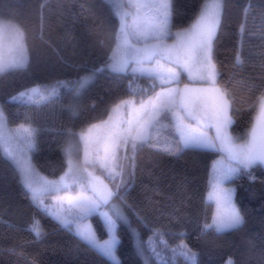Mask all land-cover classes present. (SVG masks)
<instances>
[{
	"label": "trees",
	"instance_id": "1",
	"mask_svg": "<svg viewBox=\"0 0 264 264\" xmlns=\"http://www.w3.org/2000/svg\"><path fill=\"white\" fill-rule=\"evenodd\" d=\"M200 5L201 0H173L175 26H187ZM0 16L22 28L28 52L26 69L0 77V103L13 126L31 123L40 129L32 161L44 175L59 178L66 168V130L78 132L87 123L106 118L105 110L128 94V79L105 67L118 21L107 0H0ZM213 48L222 80L236 97L232 130L242 135L254 114V97L264 89V0H224ZM238 51L244 59L239 69L234 68ZM90 74L94 78L79 96L62 90L58 98L39 107L7 103L9 96L34 84L75 82ZM252 84L257 88L250 91ZM216 159L218 154L209 151L177 156L145 146L136 155L134 172L125 164L129 185L119 190L122 201L114 198L128 219L118 229L120 264H145L132 229L145 241L159 229L170 245L178 243L177 233H185V242L198 253L197 264H225L229 257L234 264H264V166L256 165L229 181L244 225L221 234L203 230L215 211L207 194L208 173ZM90 219L98 235L107 238L100 218ZM33 220L46 233L39 240L29 231ZM0 264L109 262L46 215L16 167L0 158ZM175 264L185 262L177 258Z\"/></svg>",
	"mask_w": 264,
	"mask_h": 264
},
{
	"label": "snow or ice",
	"instance_id": "2",
	"mask_svg": "<svg viewBox=\"0 0 264 264\" xmlns=\"http://www.w3.org/2000/svg\"><path fill=\"white\" fill-rule=\"evenodd\" d=\"M107 2L118 24L105 67L128 79V94L105 110L106 118L89 122L78 132L66 130L65 171L58 180L41 178L42 182L35 179L32 163L40 129L31 123L13 126L0 103V158L16 167L33 201L46 215L109 264H120L118 229L121 222L128 223L114 198L123 200L118 193L129 185L125 164L134 172L136 155L145 146L177 156L185 151L218 154L208 173L207 194L216 207L203 230L221 234L241 228L245 220L233 203L235 190L224 184L256 165L264 166V89L252 102L250 126L242 135L234 134L236 97L223 82L213 55L224 0H201L188 25L180 28L173 22V0ZM5 34L14 39L7 48L0 41V77L28 67L22 30L10 18L0 16V38ZM243 65L238 51L234 68ZM90 80L91 75H86L75 82L34 84L9 96L7 103L39 107L58 98L62 90L79 96ZM256 88L255 84L249 86L250 91ZM46 197L54 203H46ZM94 216L102 221L107 238L98 235L89 222ZM29 231L38 240L46 234L37 220ZM133 233L145 264L149 260L175 264L177 258L197 264L198 253L185 242L183 232L176 234L175 245L159 229H153L146 241L135 229ZM225 264L234 262L229 257Z\"/></svg>",
	"mask_w": 264,
	"mask_h": 264
},
{
	"label": "rangeland",
	"instance_id": "3",
	"mask_svg": "<svg viewBox=\"0 0 264 264\" xmlns=\"http://www.w3.org/2000/svg\"><path fill=\"white\" fill-rule=\"evenodd\" d=\"M13 22V21H12ZM13 23H15V22H13ZM16 24V23H15ZM21 30H22V28L18 25V24H16ZM22 32H23V30H22ZM23 35H24V32H23ZM14 39V36H12V35H9V34H5L2 38H0V41H2V43L5 45V47L7 48V46L11 43V41ZM24 45H25V40H24ZM25 48H26V45H25ZM26 55H27V57H28V52H27V48H26ZM91 75V80H90V82L93 80V78H94V75L93 74H90ZM89 82V83H90ZM88 83V84H89ZM32 163H33V161H32ZM34 164V163H33ZM34 166H35V164H34ZM35 170H36V176H35V179L38 181V182H42V180H41V178H47L48 180H58L59 178H49L48 176H46V175H44L43 173H41L39 170H38V168L35 166ZM21 176V175H20ZM230 181V180H229ZM229 181H226L225 182V184H224V187H226V188H231V189H234L235 190V187L233 186V185H231V184H229ZM106 183H109V181H105ZM109 187H111V185H110V183H109ZM209 201V200H208ZM45 202L46 203H54V201L51 199V197H46L45 198ZM209 202H213L214 204H215V201H209ZM233 203H234V205L237 207V205H236V202H235V191H234V194H233ZM67 207V205L65 204V208ZM216 207V206H215ZM237 209H238V207H237ZM122 210V209H121ZM239 210V209H238ZM123 211V210H122ZM124 213V212H123ZM125 215V214H124ZM89 222H91L92 223V221H91V219H90V221ZM132 232H133V229H132ZM137 232V231H136ZM133 235H134V233H133ZM134 240H135V245H136V247H137V242H136V237H135V235H134ZM138 249V248H137ZM163 250V249H162ZM139 251V250H138ZM140 253V252H139ZM141 255V254H140ZM146 255H147V253H146ZM170 253H165V256H168V257H170ZM141 257H142V259H143V261H144V263H145V258H144V256H142L141 255ZM119 258V257H118ZM163 258H165V257H161V259H163ZM119 261H120V259H119ZM148 264H155V261H153V260H149L148 261Z\"/></svg>",
	"mask_w": 264,
	"mask_h": 264
}]
</instances>
